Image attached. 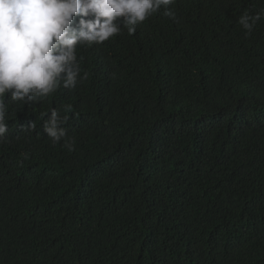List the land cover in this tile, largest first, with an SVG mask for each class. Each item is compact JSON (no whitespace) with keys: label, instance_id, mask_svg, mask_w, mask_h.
<instances>
[{"label":"trees","instance_id":"trees-1","mask_svg":"<svg viewBox=\"0 0 264 264\" xmlns=\"http://www.w3.org/2000/svg\"><path fill=\"white\" fill-rule=\"evenodd\" d=\"M262 9L176 0L79 48L76 89L9 101L0 264H264V18L237 23ZM53 107L74 151L43 130Z\"/></svg>","mask_w":264,"mask_h":264},{"label":"clouds","instance_id":"clouds-1","mask_svg":"<svg viewBox=\"0 0 264 264\" xmlns=\"http://www.w3.org/2000/svg\"><path fill=\"white\" fill-rule=\"evenodd\" d=\"M176 0H0V143L9 131V101L33 106L61 86L73 90L87 79L78 49L102 45L127 28L137 27L163 9L174 18ZM264 9L245 10L237 23L251 36ZM68 111L67 108L64 110ZM43 130L52 145L75 150L64 125L68 115L53 107ZM34 130L35 123L22 126Z\"/></svg>","mask_w":264,"mask_h":264}]
</instances>
